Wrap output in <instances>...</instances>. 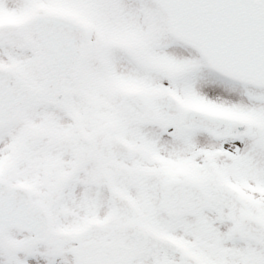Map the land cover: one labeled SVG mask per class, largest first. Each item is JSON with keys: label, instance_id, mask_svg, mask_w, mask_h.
Segmentation results:
<instances>
[{"label": "snow or ice", "instance_id": "6c2138e0", "mask_svg": "<svg viewBox=\"0 0 264 264\" xmlns=\"http://www.w3.org/2000/svg\"><path fill=\"white\" fill-rule=\"evenodd\" d=\"M0 264H264V0H0Z\"/></svg>", "mask_w": 264, "mask_h": 264}]
</instances>
